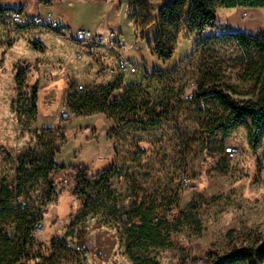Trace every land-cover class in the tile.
<instances>
[{
    "label": "rangeland",
    "instance_id": "374dc122",
    "mask_svg": "<svg viewBox=\"0 0 264 264\" xmlns=\"http://www.w3.org/2000/svg\"><path fill=\"white\" fill-rule=\"evenodd\" d=\"M39 1L68 25L64 33L10 22L0 29V146L15 159L30 152L60 166L83 165V172L110 165L116 172L109 188L100 182L88 189L89 208L87 197L71 196L77 175L68 169L27 186L23 198L42 208L46 217L45 228L34 232L33 245L24 252L27 263L207 264L212 250L261 245L264 129L255 149L247 125L227 136L212 134L225 109L214 99H193L200 82L215 78L236 99L256 98L254 50H243L229 38L200 45L199 38L180 34L172 58L152 54L157 27L153 24L143 34L144 4L156 17L168 0H134V6L133 0ZM11 2L24 6L27 0ZM36 9L34 1L27 11ZM80 27L105 36L112 30L120 33L127 45L123 54L131 56L138 72L101 73L100 66L116 53L75 40ZM234 31H264V8L218 7L217 25L206 34ZM19 66L26 69L21 84ZM109 85L121 86L125 94L119 109L78 114L69 102L75 92ZM34 90L37 113L31 111ZM165 105L166 114L152 115ZM63 110L70 115L61 116ZM126 117L142 118L143 123L120 121ZM230 145L236 147L233 155L225 153ZM16 167V161L0 163L1 176L14 180ZM50 180L60 183L51 201ZM139 206L153 211L156 240L142 243L120 220L121 213Z\"/></svg>",
    "mask_w": 264,
    "mask_h": 264
},
{
    "label": "trees",
    "instance_id": "16d2710c",
    "mask_svg": "<svg viewBox=\"0 0 264 264\" xmlns=\"http://www.w3.org/2000/svg\"><path fill=\"white\" fill-rule=\"evenodd\" d=\"M136 1V0H135ZM134 0L132 5H135ZM137 5V4H136ZM146 19L143 22V34L151 25L157 27V37L150 47L152 54L170 59L174 55L173 43L180 34L193 35L200 39V45L209 41L229 38L243 50L252 51L258 55L254 64L257 97L254 99H236L230 90L220 86L219 81L203 80L198 84L193 99H214L225 109V114L213 125L211 133L221 132L227 136L238 126L244 124L249 129V142L255 149L259 144V133L264 129V31L249 33L247 31L226 32L223 34H206V31L217 25V8L264 7V0H168L159 9L156 17L149 14L150 6L146 3ZM9 7L0 5V13ZM144 37V36H142ZM26 69L19 66L17 81L24 82ZM119 85L96 87L84 92L78 91L70 96L78 114H102L121 108L124 92ZM127 87H125L126 89ZM31 111L37 113L39 108L38 92L31 95ZM168 105L154 110L152 115L159 117L167 113ZM250 121V123L248 122ZM122 122L143 123L139 117H126ZM17 162L16 177L9 181L0 174V264H17L25 257L28 246L33 245L35 224L43 216L42 208L30 206L23 198L29 191L28 185L39 180H48L50 173L59 169H68L77 175V185L71 196L84 200L85 207H90L88 189L94 183L103 182L104 188H109L111 177L116 172L114 165L100 170L82 171L83 165L60 166L53 158L34 153H23L15 159L4 146H0V163ZM59 182L49 181L48 200L58 194ZM120 220L128 227L130 235H137L139 241L157 239V224L150 208L139 206L136 209L121 213ZM164 224V219L160 220ZM131 251V247L129 248ZM26 258V257H25ZM264 259V241L257 247H235L225 252L212 250L207 264H237L248 261L249 264H259ZM157 264V262H151Z\"/></svg>",
    "mask_w": 264,
    "mask_h": 264
},
{
    "label": "built area",
    "instance_id": "2783aa9c",
    "mask_svg": "<svg viewBox=\"0 0 264 264\" xmlns=\"http://www.w3.org/2000/svg\"><path fill=\"white\" fill-rule=\"evenodd\" d=\"M7 22L21 27H51L63 33L65 31L63 21L56 18L51 11L30 13L25 9L12 7L8 8L4 13H0V29H3ZM73 38L86 44L103 45L115 51L116 57L114 60L103 63L100 66L99 71L101 73H114L117 70L134 75L138 72L137 64L123 54L127 45L120 33L112 30L105 36L104 34L80 27L73 34ZM80 88L82 89L84 86L80 85ZM69 115L70 113L66 110L61 112V116L63 117H68ZM235 151L236 147L234 145L225 147L227 155H233ZM45 223L46 217L45 213H43V216L35 224V231H42L45 228ZM17 264H28L27 259L22 257L18 260Z\"/></svg>",
    "mask_w": 264,
    "mask_h": 264
},
{
    "label": "crops",
    "instance_id": "0c3cea01",
    "mask_svg": "<svg viewBox=\"0 0 264 264\" xmlns=\"http://www.w3.org/2000/svg\"><path fill=\"white\" fill-rule=\"evenodd\" d=\"M13 0H0V5H3L5 7H9V8H12V7H16V8H22V9H25V10H29V7L34 3V1L37 2V9L35 10V12L32 11V13H36L37 11H42V12H45V11H48L50 9H44V6H50L48 4H45V3H41L39 0H27V3L26 5H22V2H11ZM20 1V0H19ZM245 8H249V7H245ZM260 8V7H259ZM261 8H264V7H261ZM253 9V8H251ZM256 9V8H254ZM31 12V11H30ZM59 16V17H58ZM57 17L59 19H61L63 21V23L65 24L66 22H64L63 18L61 17V15H58ZM65 25H68V24H65ZM70 29V28H69ZM98 33V32H97ZM128 57V56H127ZM131 56H129L128 58L131 60L130 58Z\"/></svg>",
    "mask_w": 264,
    "mask_h": 264
}]
</instances>
